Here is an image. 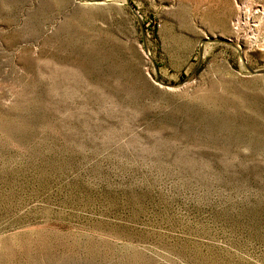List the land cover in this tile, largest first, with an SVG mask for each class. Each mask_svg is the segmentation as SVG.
<instances>
[{
  "label": "rangeland",
  "instance_id": "obj_1",
  "mask_svg": "<svg viewBox=\"0 0 264 264\" xmlns=\"http://www.w3.org/2000/svg\"><path fill=\"white\" fill-rule=\"evenodd\" d=\"M0 264H264V0H0Z\"/></svg>",
  "mask_w": 264,
  "mask_h": 264
},
{
  "label": "water",
  "instance_id": "obj_2",
  "mask_svg": "<svg viewBox=\"0 0 264 264\" xmlns=\"http://www.w3.org/2000/svg\"><path fill=\"white\" fill-rule=\"evenodd\" d=\"M94 2H95V1H94ZM94 2H93V3H94ZM224 41L229 42V40H224Z\"/></svg>",
  "mask_w": 264,
  "mask_h": 264
},
{
  "label": "bare ground",
  "instance_id": "obj_3",
  "mask_svg": "<svg viewBox=\"0 0 264 264\" xmlns=\"http://www.w3.org/2000/svg\"><path fill=\"white\" fill-rule=\"evenodd\" d=\"M94 3H96V2H94Z\"/></svg>",
  "mask_w": 264,
  "mask_h": 264
}]
</instances>
